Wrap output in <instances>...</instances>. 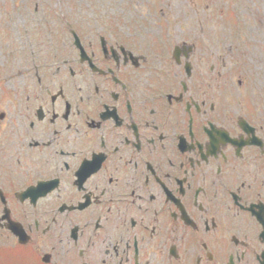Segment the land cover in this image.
<instances>
[{
	"label": "flooded vegetation",
	"instance_id": "1",
	"mask_svg": "<svg viewBox=\"0 0 264 264\" xmlns=\"http://www.w3.org/2000/svg\"><path fill=\"white\" fill-rule=\"evenodd\" d=\"M71 25L16 68L4 263L264 264V115L242 74L196 40Z\"/></svg>",
	"mask_w": 264,
	"mask_h": 264
},
{
	"label": "rangeland",
	"instance_id": "2",
	"mask_svg": "<svg viewBox=\"0 0 264 264\" xmlns=\"http://www.w3.org/2000/svg\"><path fill=\"white\" fill-rule=\"evenodd\" d=\"M66 20L86 36L94 22H111L124 37L136 32L152 47L196 40L216 68L221 54L231 72L242 74L241 100L264 115V0H0V112L8 114L0 120L2 161L13 146L7 137L2 146L1 133L12 123L15 85L23 84L16 68L44 50L51 30L56 42L68 38Z\"/></svg>",
	"mask_w": 264,
	"mask_h": 264
}]
</instances>
